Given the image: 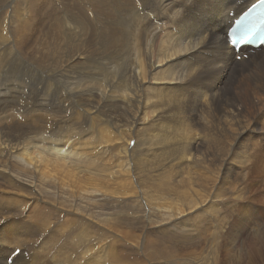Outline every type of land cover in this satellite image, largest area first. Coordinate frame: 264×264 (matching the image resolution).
Returning <instances> with one entry per match:
<instances>
[{"label":"bare ground","instance_id":"bare-ground-1","mask_svg":"<svg viewBox=\"0 0 264 264\" xmlns=\"http://www.w3.org/2000/svg\"><path fill=\"white\" fill-rule=\"evenodd\" d=\"M259 1L51 0L48 7L39 0L26 1L33 16L41 18L35 27L46 28L43 18H49L55 45L60 42L70 55L74 53L73 62L86 67L90 55H99L98 49L105 46L117 57L127 58L121 70L112 74L116 87L99 95L107 103L87 112L86 119L100 109L112 110L115 132L119 135L127 127L129 134L117 136V153L108 158L96 152L89 157L73 150V157L50 152L33 137L34 124L44 122L34 117L31 107L21 105L23 97L30 100L33 95H6L0 75V152L7 153L0 154L4 156L0 159V201L5 202L7 194L20 188L33 196L30 204L36 201V219L53 216L51 210L57 209L56 217H73L75 231L71 233L80 227L103 228L119 240L112 237L106 244L110 237H101L99 230L95 237H58L44 229L49 235L45 241L28 246L24 239V245L14 246L24 243L21 239L38 227L20 230L16 222L3 216L1 204L0 225L8 222L0 227V264H125L138 248L143 253L139 264H172L159 255L161 251L146 255L148 236L158 231L151 233L146 225L162 227L176 217H182L173 223L177 235L163 239L171 243L164 248L174 253L178 264H192L198 246L213 256L206 254L201 262L200 254L194 264H220L221 247H225L226 264H264V52H245L239 61L240 54L227 41L230 14L237 17ZM232 9L236 11L228 14ZM3 15L0 12L1 18ZM2 24L10 27L11 21ZM29 25L24 21L23 30L31 28ZM0 38V58L17 60L13 52L7 53L11 45L2 30ZM11 68V72L19 70L14 64ZM1 69L2 63L0 73ZM13 76L15 73L7 77ZM225 85L233 91L244 90L246 96L248 86L252 87L246 109L233 104L227 110L223 101H230V95H223ZM170 92L180 99L177 95L167 98ZM59 94L55 92L48 104L54 105ZM22 115L30 121L20 120ZM192 124L202 130L199 137L190 129ZM141 131L147 141L138 146ZM15 133L30 138L29 142L24 139L23 151L22 139ZM80 146L94 149L89 144ZM66 147L73 148L69 143ZM137 156H146L142 164ZM252 162H256L254 171L248 165ZM98 194L102 199L96 201ZM228 201L233 207L239 204V234L229 224ZM103 205H109L112 212ZM129 207L134 211L129 212ZM244 226L255 227V235L245 234ZM134 227L144 228L137 229L134 236ZM224 233L231 238L226 246L221 243L228 238ZM240 239L241 245L247 241L241 250L236 243Z\"/></svg>","mask_w":264,"mask_h":264},{"label":"rangeland","instance_id":"rangeland-1","mask_svg":"<svg viewBox=\"0 0 264 264\" xmlns=\"http://www.w3.org/2000/svg\"><path fill=\"white\" fill-rule=\"evenodd\" d=\"M26 1L27 0H25V2L24 0H7L6 2L0 3V12L2 14H5L3 15V18L0 17V30H2L6 34V36H8V43L11 45L10 47H8L7 53L13 52L14 55L18 58L17 60L10 58V56H2L4 60L0 58V63H2V67L4 68L1 69L0 73L2 79L5 80V84L3 87L4 93H6V95L15 94L16 96H23L24 94L33 95V98H31L30 100L26 97H23L21 99V105L23 108L24 106L31 107L33 110H35V112L33 113L34 117L37 120H41L44 122L43 124H40L39 122L35 123L32 127V132L33 137L39 142V145L48 146L50 152H53V150H57L61 157H73L74 155H76V153H70V150L78 152L81 155L84 154L87 157H89L95 152L96 154L99 153L100 155L107 158L113 154H116L118 144L114 141L118 137L120 138L122 136H125L124 133H126V136H128L129 132H127V127H124V132H121L119 135L115 132L113 128L112 110L103 111L102 109H100L93 115H88V119H86V114L87 112L96 111L98 107L100 108V105L102 103H107L102 100L99 95L107 94L113 86L116 87V85L111 82L112 74L118 72V70H121V64L122 62H125L127 58L122 54L117 57L114 50L110 46H105L98 49L99 55H90L89 59L85 64L86 67H84L83 65H79L76 62H73L74 53L70 55V50L65 48L64 45H62L60 42H58V45H55L53 33L51 32L50 28H48L50 25L49 18H43V20H45L44 26L46 28H41L38 30V28L35 27L37 25L36 23L39 22L41 18H35L33 16V13L30 10V6L27 4ZM39 1L46 7H48L49 2H51V0ZM1 5L7 6V8L1 10ZM233 11L236 10L232 9L228 14ZM58 13L63 14L61 12ZM94 14L95 12L93 13V15ZM35 15H38V12L35 11ZM64 18L65 17H63V19ZM8 21H11L10 27L2 24L5 22L8 23ZM24 21H27V23L32 24L29 25L31 26V28L29 27L28 30H23L22 23ZM100 21L103 22L102 20ZM176 35H179V32H177ZM12 64L16 65L19 68L18 72H11ZM3 73H5L6 76ZM11 73H15V76H13L12 78L7 77ZM29 77H33V80ZM28 78L31 80H28ZM246 84L249 83L246 82ZM32 85H34V87H32ZM225 87V91L222 90L223 95H230V101H227L226 99L225 101H223V104H228L227 110L232 108L233 104L244 105L243 108L246 109L245 101H249L252 99V87H250V85L248 86L247 96L243 94L244 90L233 91L230 87L226 85ZM105 89H108L107 93H105ZM55 92H59L60 94L58 95L55 104L51 106L48 103H50V99L52 96H54L53 94ZM83 94L85 95L83 96ZM79 95H81L82 97L80 101L75 97ZM176 95L178 96L176 92H170L167 98L171 96L174 98L176 97ZM58 105L65 106V109L58 110ZM20 120L30 121V119L26 117V115L25 117L22 115ZM190 129L194 132L195 135L197 134L198 137L202 134V130L198 128V124H192ZM15 137H20L22 139L23 145H21V151H23L24 147H26L24 139L26 142H29L30 138L28 137V135L20 133H15ZM146 137L147 136L144 135V131H141L138 137L136 138L137 145L139 146L142 143L146 142ZM11 140H13V138H11ZM66 142L72 145L73 148L66 147V144H68ZM197 142L199 144L201 141L197 140ZM82 144L93 145L94 149L90 150L88 148L81 147L80 145ZM34 145H36V143ZM0 154L7 155V153L2 150ZM13 154L16 155L15 153H12V156H14ZM1 157L0 159H4V156ZM145 157L146 156H137L136 159L139 164H142L144 162L143 158ZM248 165L253 171L255 170L256 162L249 163ZM98 178L100 179L99 183L103 184L101 182L102 178ZM252 181H256L255 177L252 178ZM7 197L8 199H6L5 202L2 203L0 201V205H3L1 209L4 217L8 218L10 221L13 220L12 222L14 223L16 222L20 230L23 229L22 231L25 230V227L28 228L32 225L38 227L34 228L33 231L26 234L24 238L22 237L23 239H21V241L24 243L15 244L14 246L24 245V239L26 240V244L28 246H32V244L34 245L38 242H43L49 236H46L47 232H53V234L57 235L58 237H70V235H77L80 237H95V233H97L95 231L99 230L98 232L102 233L103 235L101 237H110L108 238L109 240L105 242L106 244H109L110 241L114 240L112 237H115L117 240H119L118 236H116L109 230H105L103 228L95 229V227H93L92 229H82L80 227L77 233H71L75 231V229H72L71 220H73V217H70L68 215L67 217H56L59 215L57 209L51 210V214L53 216H50L48 214L47 217L43 218L42 220L36 219L35 216L38 213V209L35 207L36 201L34 204L29 203L31 202L33 196L30 192L26 190L15 188L11 193L7 194ZM101 199V194L95 196L96 201H99ZM230 201H228V203ZM231 202L235 203V201L233 200ZM230 203V206L228 205V209H230V216L232 217L229 219V224L231 227L233 226L235 229H237V231L241 230V223L238 219L240 217L239 204L236 203L237 206L233 207V204L231 205ZM66 205L68 208L70 204L66 203ZM109 205H112L111 200L109 202ZM109 205H103V207L111 213L112 208ZM252 208L254 210L256 209L254 205L252 206ZM127 209L129 212L134 211V208L132 207H129ZM89 211L90 213L93 212L91 210ZM95 215L96 213H94V216ZM201 216L203 217V215ZM181 219L182 217H176L162 227H158V223H148L146 225L147 231L151 233L154 230L158 229L156 233H153L148 236V250H146V255H148L149 253L155 254L158 251H161V254L159 255H164L166 261L171 262L172 264H178L176 259L173 257L174 253L164 248L165 243H171L165 241L163 237L172 238V236L168 237V235H177V232H175L174 230L178 228L173 223L176 221H180ZM77 220L80 219L78 218ZM7 222L8 221L4 220L1 225L3 226ZM45 222H47L49 226H46ZM42 223H44L45 226ZM40 228H43L42 232H39ZM142 228L144 227H134V236L138 235L137 229ZM244 229L246 230L245 234H248L249 236L255 235V227L249 230L246 226H244ZM226 239H221V243L224 246H226L228 240H231L230 237ZM139 240L143 241L144 237H140ZM87 242L89 243V241ZM236 243H238L237 246L238 248L240 246L241 250L244 249L247 244V241L241 245L240 239V241ZM99 245L100 248L102 244L99 243ZM134 245L136 246V244ZM197 248L198 252L194 256L195 260L191 262L192 264H194L196 258H198L200 254L201 262H205L204 255L208 254L210 256H213L212 254L207 253L206 251L204 252L203 246H198ZM224 248L225 247H221L219 256L220 264H226ZM16 250L19 251L20 249ZM141 250L142 249H140L139 251L138 248V251L135 252L134 255H131V252L128 253L129 255H131V257L128 260L125 259V264H139V260L143 256ZM240 250H238L237 253H239ZM22 251L24 254L28 253L26 252L27 250H24L23 248ZM79 251L81 253L84 252L82 249H79ZM138 252H140V255ZM27 258L32 259V257H26L25 259ZM234 259L237 260V257H234ZM179 263H182L180 259V252Z\"/></svg>","mask_w":264,"mask_h":264}]
</instances>
